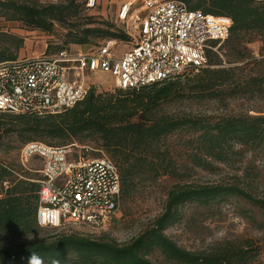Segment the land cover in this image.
I'll return each mask as SVG.
<instances>
[{
	"label": "trees",
	"instance_id": "trees-1",
	"mask_svg": "<svg viewBox=\"0 0 264 264\" xmlns=\"http://www.w3.org/2000/svg\"><path fill=\"white\" fill-rule=\"evenodd\" d=\"M178 1L189 10L231 19L229 37L220 47V51L228 50L227 65L219 54L209 52L207 67L190 70L196 72L192 77L183 78L185 72L170 81L126 91L115 88L100 93L91 87L82 101L57 114L0 112V128L5 127L7 136L15 134L21 148L29 142H45L53 147L96 142L118 168L121 205L138 186L162 176H179L171 151L163 146L173 135H187L190 164L204 170H210L212 162L229 163L238 155L236 146L263 144L264 115L207 118L176 116L163 109L168 104L193 99L218 103L253 99L262 92L264 72L244 70L249 65L245 45L251 41L246 36L264 35V0ZM85 9V0H56L49 4L41 0H0V18L5 21L45 34H51L57 25L67 30L64 44L54 51L73 46L95 48L105 41H129L124 29L112 24L96 26L92 17L84 23L74 22ZM23 43L20 36L0 32V62L16 59ZM238 63L244 64L232 66ZM26 176L0 162V264H29L32 256L37 264H247V245L220 243L205 251H189L179 247L165 230L180 220V210L186 204L210 208L229 198H240L264 212V199L236 184H175L166 194L162 213L136 238L119 244L64 228L38 226L39 177L35 180ZM42 229L60 232L32 238Z\"/></svg>",
	"mask_w": 264,
	"mask_h": 264
},
{
	"label": "built area",
	"instance_id": "built-area-1",
	"mask_svg": "<svg viewBox=\"0 0 264 264\" xmlns=\"http://www.w3.org/2000/svg\"><path fill=\"white\" fill-rule=\"evenodd\" d=\"M98 6L99 0H85L87 10ZM115 19L130 44L119 57L111 53L117 41H105L86 50L78 46L47 52L45 46L43 54L0 62V112L60 113L94 87L85 81L90 73H110L115 88L126 91L206 68L208 53L219 54L232 26L228 17L189 10L178 0L124 2ZM77 148L29 142L20 150L23 164L33 158L40 162L36 221L42 228L102 227L119 212L121 181L116 164L102 151L93 156Z\"/></svg>",
	"mask_w": 264,
	"mask_h": 264
},
{
	"label": "rangeland",
	"instance_id": "rangeland-1",
	"mask_svg": "<svg viewBox=\"0 0 264 264\" xmlns=\"http://www.w3.org/2000/svg\"><path fill=\"white\" fill-rule=\"evenodd\" d=\"M117 4L114 6L110 0H99L98 7L92 10L85 9L80 18L74 22L84 23L92 17L96 26L112 24L116 28L124 29L115 19ZM66 31L57 25L51 34H45L27 29L20 23L8 22L0 18V32L17 35L24 39L18 57L43 54L45 46H47V52L54 51L64 44ZM136 35L137 31H133V36ZM245 39L251 41L245 45L247 48L246 62L249 65L244 72L255 74L258 71L264 72V35L252 38L246 36ZM128 42H116L111 53L119 57L130 47ZM81 48L86 50L90 47L83 46ZM226 52L228 53L226 48L219 52L224 65H227L226 62H228ZM243 64L238 63L232 66H242ZM195 74L196 72L188 71L182 77H192ZM85 81L87 84L93 85L95 90L100 93L112 92L116 86L115 77L110 73H90ZM163 111L176 116L207 118L244 113L264 115V84L262 92L253 99L228 100L225 103L193 99L168 104ZM5 132V127H1L0 162L12 167L19 174L26 176L23 173H27L26 177H33L36 180L39 177L40 162L33 158L23 164L20 161L22 146L20 140L15 134L7 136ZM187 141V135L179 133L169 137L163 143V146L171 151L174 165L180 173L178 177L162 176L151 183L138 186L134 193L123 202L119 212L108 225L102 227L69 225L64 227V230L76 232L92 239L110 240L119 244L128 243L140 235L162 213L166 194L175 184H236L256 198L264 199V143L247 147L236 146L238 155L233 160L227 164L212 162V168L204 170L191 166L187 157L189 153ZM75 144L78 147L76 151L83 152L87 149L88 153L93 156L102 151L107 156L96 142ZM84 147L85 150H82ZM180 211V220L165 230V234L179 247L189 251H205L220 243L244 244L249 249L247 264H264V212L258 211L240 198H229L210 208L186 204ZM59 232V230L42 229L32 238H47ZM156 260L160 261V259L153 258V261Z\"/></svg>",
	"mask_w": 264,
	"mask_h": 264
},
{
	"label": "crops",
	"instance_id": "crops-1",
	"mask_svg": "<svg viewBox=\"0 0 264 264\" xmlns=\"http://www.w3.org/2000/svg\"><path fill=\"white\" fill-rule=\"evenodd\" d=\"M128 1H131V0H110V2L113 3L114 6H115L117 3H119V4H117V10L115 11V16H116V14H117V11H118L119 6H120L122 3H124V2H128ZM115 2H117V3H115ZM112 7H113V6H112Z\"/></svg>",
	"mask_w": 264,
	"mask_h": 264
},
{
	"label": "clouds",
	"instance_id": "clouds-1",
	"mask_svg": "<svg viewBox=\"0 0 264 264\" xmlns=\"http://www.w3.org/2000/svg\"><path fill=\"white\" fill-rule=\"evenodd\" d=\"M29 264H37L36 258L34 256L30 258Z\"/></svg>",
	"mask_w": 264,
	"mask_h": 264
}]
</instances>
